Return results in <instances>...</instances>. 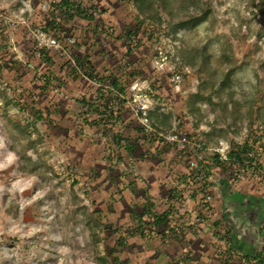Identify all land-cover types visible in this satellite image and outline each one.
Listing matches in <instances>:
<instances>
[{"label": "rangeland", "instance_id": "1", "mask_svg": "<svg viewBox=\"0 0 264 264\" xmlns=\"http://www.w3.org/2000/svg\"><path fill=\"white\" fill-rule=\"evenodd\" d=\"M97 1L100 11L106 12L104 23L110 22L114 31L111 37L95 33L104 40L97 50L96 57L100 58L94 64L95 76L115 62H121V66L127 62L129 67L125 68L130 70L139 64L144 74L126 96L127 107L145 106L153 110L162 105L163 113H173V123L192 135L190 139L201 143L203 133L210 132V128L193 129L194 120L187 115L188 101L203 83L212 91L213 84L230 79L234 95L233 102L228 104L231 119L227 123L232 129L212 138L217 143L214 145H219H213V150L226 153L235 149L233 141L242 147L246 141L251 143L253 152L249 155L251 159L258 156L259 160L247 165L250 168L245 169V175L240 173L236 182L264 186V147H260L261 139L264 141V0H165V3L150 0L152 9L148 11L153 10L150 19L142 15L134 2ZM52 2L36 9L29 0H0V264H205L203 259L208 255V264H264V256L257 255L254 247L249 250L242 246L234 235L230 242L237 248L236 255L219 251L223 257L218 254L220 261L217 258L215 238L210 235L214 227L197 222L201 199H190L193 196L190 177L186 174V184L180 183L178 177L173 178L177 174L171 167L175 163L171 160L178 157H181L179 165L187 167V162L192 165L199 149L160 141L157 136L151 142L152 136L137 124V128L126 131L127 142L136 141L132 139L135 132L140 135L128 154L125 143H121V148L112 143L109 133L103 136L105 130H110L108 127L102 129L97 125L91 131L76 118L75 102L61 100V88L65 87L64 94L69 91L77 94L65 96L73 101L83 97L80 90L85 93L89 86L85 85L86 80L82 84L77 82L78 85L67 80L69 71L61 70L64 64L59 58L54 67L50 66L55 81L46 73L49 67L46 64L43 67L42 61L29 52L33 47L31 24L38 26L39 11L47 8L48 13ZM205 9H209L207 18L194 27L172 33L170 23L180 21L184 15L199 16ZM157 12L160 18L155 16ZM82 27L84 24L79 23L76 28L80 32ZM42 32L37 33L39 38L48 43L53 40ZM130 32L137 33L138 39L132 35L130 42L138 46L126 59L123 37ZM61 45L59 52L67 53ZM105 53L109 55L103 56ZM205 57L207 61L201 69ZM72 65L77 67L78 63ZM114 73L128 81L122 70ZM176 75L179 80L173 79ZM44 77H48L49 86L44 85L45 90H41ZM214 100L219 103L218 97ZM201 108L210 113L211 107ZM49 112H53L52 118L47 116ZM39 113L45 115L43 119ZM250 119L252 126L248 124ZM227 123H221L220 127L226 128ZM150 153L154 156L167 153L172 159H151ZM208 155L215 156L207 152L205 156ZM137 156L145 162L143 167L153 165L154 169L160 161V183L165 186L190 187L184 188L180 203L169 200L174 206L173 213H178L180 225H186L185 231L192 227L197 235L189 236L188 231H183L185 239L174 241L166 238L163 228L155 229L148 217L139 225L137 217L146 215V207L152 202L165 204L164 196L167 198L168 194L159 186V192L154 193L150 176H140L142 166L137 167ZM151 160L154 164H149ZM208 164L206 160L197 172H204L214 184L222 183V178L206 168ZM188 167L181 174H191L193 169ZM251 167H256V174ZM220 168L223 172L230 171ZM236 169L242 170L239 165ZM220 199L219 195L218 204H222ZM220 240L229 243L228 237ZM187 246L194 251L187 252Z\"/></svg>", "mask_w": 264, "mask_h": 264}, {"label": "trees", "instance_id": "2", "mask_svg": "<svg viewBox=\"0 0 264 264\" xmlns=\"http://www.w3.org/2000/svg\"><path fill=\"white\" fill-rule=\"evenodd\" d=\"M48 1V2H47ZM123 2H134L138 8V10L144 15L145 18L150 19L153 17L152 13L148 10L151 8L150 0H118ZM49 3L50 0H30V4L32 6L36 5V9L38 7H42L44 3ZM46 3V4H47ZM165 3V0H164ZM47 9V8H46ZM45 9V11H46ZM152 9V8H151ZM44 9L42 11H39V24L38 26L32 25L31 27L35 32L43 31L46 36L50 38H54L62 42L65 50L67 53L75 60V62L78 63L77 67H74L72 65V62L66 55H61L60 52L49 50V49H39L37 48L36 41L31 37V40L33 41V47L29 48L30 54L34 57V59H38L42 61V66L44 67L45 64L47 65V72L50 77H52L56 81V76L50 71V66L54 67L56 65V58H59L61 60V63L64 64L63 67H61V70L64 71V69L68 70L66 72V75L69 79H77V80H86L87 78H94L96 74V69L94 67L95 62H97V50L101 47V43L104 41L102 37H99L96 32H103L105 35L111 37V32L114 31L112 28L113 25H107L106 20L104 18L105 11H100V4L97 0H53L51 3V9H49V12H45ZM209 9H205L201 15L199 16H193L188 15L183 17L180 21L176 23H170L172 25V33H177L185 28H190L196 26L203 18H207ZM44 14V15H43ZM37 15V14H35ZM156 17L160 18V14L157 12ZM79 23H83L84 27H82V30L77 29ZM140 23H144L143 21H140ZM74 34L76 35V38H74ZM88 35V37H87ZM134 35L136 39L137 33L130 32L129 36L128 34L124 36V40L126 39L125 43L123 44L124 47V53L125 55L123 57H129L130 55L134 54V47L138 46L137 44L132 45L133 43L131 41V37ZM25 36L28 38L27 33H25ZM121 37V36H119ZM118 37V38H119ZM140 44V41L139 43ZM84 50V52H82ZM82 52L83 54L79 53ZM37 53H40V57H37ZM109 55L108 53H105L103 56ZM113 58V57H112ZM207 58L205 57L203 59V63H201L200 68L202 69L204 63H206ZM123 62V61H122ZM121 63V62H120ZM120 63H116L115 65L111 67V69L105 70L102 74L98 75V78L103 83L104 86H107L108 89L105 87L99 88V92L105 96V99H108V94H112L110 90L114 89L117 95L125 94L126 96L133 91L134 84L140 79V77L144 74L143 67L137 64V66L130 70L126 69L129 67L127 62H124L122 66ZM126 67V68H125ZM125 72V74L128 77V81L125 82L124 79H121V77L117 76L116 78H113V74L116 70ZM130 70V72H128ZM102 71V70H100ZM110 72L111 74L109 76H106V73ZM48 77H44L45 84H43L40 88L43 90L45 86L48 85L46 83V80ZM100 83V84H102ZM42 84V83H41ZM134 85V86H133ZM49 86V85H48ZM47 86V88H48ZM133 86V87H132ZM233 84L230 79L220 81L219 83L216 82L213 84L211 90L208 91L207 83H203L199 87V91L195 94H193L187 104V115L192 117L194 120V130H200L201 127H207L210 128V132L203 133L204 136V144L205 148H215L213 147L215 143L212 138L215 136L221 135L222 132H225L227 130L232 129V125L227 123L228 120L231 118L229 117V114H231V110L228 108V104L233 102V95L234 90L232 88ZM105 88V89H104ZM45 90V89H44ZM214 97H218L219 103H216L214 100ZM157 96L155 95V99L157 100ZM125 100V99H124ZM96 101V102H95ZM85 107L84 110L87 109V106L91 104V107L93 108V112L98 116L99 119V127L104 126L108 127L110 130H105L106 132L112 131L111 128L114 123H112V118L116 114L115 111L112 109L107 110L104 108V104H97V100H94V104L91 101H85L83 99L81 101ZM90 102V103H89ZM108 102V101H107ZM127 103V101L125 100ZM88 104V105H87ZM107 104V103H106ZM205 105L208 107H211L210 113H206V111H203L201 106ZM127 106V105H126ZM162 105L156 106L155 109L150 110L148 112V119L154 129H156L160 133H164L166 135L171 134H185L188 138H191L190 134L184 130V128L177 126L176 122L173 123V113H163ZM129 109V108H128ZM237 109V108H235ZM220 110V111H218ZM92 111V109H91ZM86 114H90L89 112H84ZM219 113V114H218ZM39 117L43 119L45 116L43 113H39ZM53 112H49L47 116L52 118ZM213 115L216 116L214 120L211 119ZM237 118H239L238 114H235ZM238 120V119H236ZM227 123V127H220L221 123ZM250 126H252V120L250 119V122L248 123ZM254 137V133L252 134L251 138ZM148 138V137H147ZM156 138L152 136V138L149 139V141H154ZM263 139V138H262ZM261 139L260 141V147H264V141ZM158 140L162 141V139ZM252 141V140H251ZM121 142L118 144L122 148L123 145H121ZM148 142V140H146ZM257 143V142H256ZM176 144V143H175ZM133 144H127L126 150L129 152L132 148ZM233 147L235 149H231V152H229L231 160L229 162L221 161L219 159L218 155H215L212 159L208 156L205 157L208 161V165L206 166L207 169H209L212 173V170L215 167H224L227 169H235L237 165H239L242 170L236 169L239 174H243L246 172V168H250L251 165H254V161H258V156L254 157V159H251V156L249 155L252 150L251 143L248 141L245 142V147H242L241 145H237L234 141L232 142ZM219 146V145H214ZM256 154V153H254ZM254 162V163H252ZM251 163V164H250ZM256 164V163H255ZM250 165V166H247ZM251 169L254 170L253 174H256V167H251ZM245 174V173H244ZM194 185H200L204 189H210V187L214 186V183L209 181L207 178H205L202 182H198L195 179H193ZM205 193V192H204ZM205 201L201 203V206L203 209H206L207 211H211L212 207L209 202L206 201V198L204 197ZM167 210L166 208L158 209V216L152 215V209L146 208V215L148 218H150V221H153V225L155 226V229L163 228L165 229L167 224ZM144 216L142 218L137 217V220L140 221L139 225L143 223ZM150 223V222H149ZM142 227V226H139ZM145 229L142 228V231ZM154 234V233H153Z\"/></svg>", "mask_w": 264, "mask_h": 264}, {"label": "crops", "instance_id": "3", "mask_svg": "<svg viewBox=\"0 0 264 264\" xmlns=\"http://www.w3.org/2000/svg\"><path fill=\"white\" fill-rule=\"evenodd\" d=\"M97 54V53H94ZM96 57V56H95ZM38 60V59H37ZM98 60V58H97ZM110 60V57L107 59V61ZM105 64V63H104ZM105 70L111 69V66L106 65ZM102 70V69H99ZM116 70V69H114ZM103 71V70H102ZM102 74V73H101ZM111 73L108 72L106 74V76H109ZM114 76L113 78H116L117 76H119V73H112ZM96 75V74H95ZM98 78V76H95L94 78H89L86 79L85 85L89 86V89H87L88 91H86L85 93L83 92V90L81 89V95L83 97H79V99H73V101L69 100V97L65 96L67 94H70L71 91H69L68 93L64 94L65 87L61 88L62 93L59 95L61 96V100L63 102H75V104L73 105L74 108L73 110H75V112L77 113L78 116H76V118H79L82 122V124L84 126H86L87 128H90L91 131H93L97 125L99 126V119L98 116L93 112V108L91 107V104L87 106V109L84 110L83 108L85 107V105L81 102L83 99H85V101H91L93 102V104L96 102H94V100H97V104H104V108H106L107 110L112 109L113 111H115V115L112 118V129L116 128L117 131L116 132H105V134L103 135L104 137L107 136V134L109 133V136L112 137V143L113 144H119L121 142V140H123L122 143H125V145L127 144H136L137 139L140 138V135L135 132L132 135V139H135L136 141H126V135L128 130H133L132 128H137V124H140L139 120L136 118H134L132 112L130 111V109H128V107L126 106V102L125 100L126 95L124 97L123 94L121 95H117V93L115 92L114 89L110 90V92H112V94H108V99H105V96L102 95L99 92V88L105 87L106 89L107 86H104L103 83L101 82L100 79H96ZM66 80V78H64ZM67 80H71L72 82H75L73 85H78L77 82H80L82 84L81 80H77V79H67ZM63 81V80H62ZM102 83V84H100ZM66 85V84H64ZM84 85V84H83ZM104 88V89H105ZM72 89V88H71ZM91 89H96V91L93 92V90ZM84 93V94H83ZM72 97H76L77 94H70ZM65 98V99H64ZM125 99V100H124ZM108 101V102H107ZM107 103V104H106ZM50 107V105H49ZM48 107V109H49ZM57 108V107H56ZM62 108V107H61ZM72 109V108H71ZM92 109V111H91ZM90 114H86L84 112H89ZM73 113V112H72ZM80 113V114H79ZM95 115V116H93ZM68 120H73L72 118H68ZM75 126V123H73ZM141 125V124H140ZM102 129L105 128L104 126H101ZM141 129H143V127L141 126ZM125 132V133H124ZM124 133V134H123ZM142 141V140H141ZM144 141V140H143ZM125 149V148H124ZM122 150V149H121ZM128 154H131V152H129ZM151 154V153H150ZM161 155L156 154L155 156L152 155L151 159H156L162 161V158H167L168 160L172 159V158H168V154L167 153H160ZM167 154V155H166ZM171 154V153H170ZM146 154L143 153L142 156L144 157ZM139 156V154H138ZM136 157L135 161H139V165L137 166L138 168L142 166L141 170L142 173H140V176L145 175V176H150V179L153 180L152 185H155L153 187L154 189V193L159 192V187L161 190H165V192H167L168 197L165 198L164 196V200H166L165 204L163 205H156L155 203H151V206H147V209H152L153 213L152 215L154 216H158V212L157 210L161 207V208H166L167 210V224L165 227V236L167 239H172L174 241H179L180 237L185 239V233H183L181 235V233L183 231H185L184 228H186V225H180V220L178 217V213L177 211L173 213L174 206H171L170 204V200L169 198H171L173 200V202H179L181 201V196L185 194V190H188L191 187L192 190V198L190 197L191 200L196 201V199H201L199 201V205H201V203L203 201H205L204 197L206 198V201H208L210 204V206L212 207L211 211H207L206 209H203L200 206V211L198 214V219L197 222L199 225H209L211 224V226H213L214 228L212 230V232L210 233L211 237L215 238V240L213 241L214 243V248L216 250L217 255L219 254V251L221 253H224L227 251L230 253H233L234 255H236V247L232 246V241L230 242V240H233V237L231 235H234L237 240L241 241V245L244 246L245 248L252 250L256 249V253L257 255H260L263 257L264 256V186L260 185V184H243V183H238L239 182V173L233 169H230L229 172H223V170H221V168L215 167L212 172L213 174H217L218 178H222L221 181L222 183H216L214 184L213 187H210V189H204L202 188L200 185H194L193 184V173H183L181 174V171L184 170L185 168H187L188 166H190V162H187V167L183 166L182 164H180L181 162V157H178L179 159H172V162H175L174 164H171V167L174 168V172H176V176L178 177L180 183H185L188 179L187 176H189V181L191 182V186H187V185H181V187H176L175 185H167L165 186V184L163 182L160 183V175L159 173L161 171H159V164L160 161H157L154 169H153V165L151 167H143L145 166L143 162V159H141L140 157ZM178 156V155H177ZM209 158H213L212 156H209ZM132 162V159H129ZM148 162V161H146ZM186 162H184L185 164ZM149 164H154V161L149 163ZM181 170H177V169ZM189 169H191V167H188ZM188 170V169H187ZM159 171V172H157ZM220 172H222L224 175H220ZM148 173H150L148 175ZM142 174V175H141ZM167 174V173H166ZM165 174V175H166ZM178 174L180 176H178ZM187 174V176H186ZM226 174H229L228 176H226ZM191 175V176H190ZM245 175V174H242ZM240 175V176H242ZM137 176V175H136ZM165 177H168V175H166ZM225 177H230L231 179L228 181H225L224 178ZM236 178V179H235ZM147 179V178H146ZM148 180V179H147ZM238 181V182H236ZM220 182V180H219ZM186 184V183H185ZM152 185H150L148 188L149 190H151L150 188L152 187ZM159 186V187H158ZM196 187V189H195ZM181 188H183L181 190ZM216 191V193H215ZM205 192V193H204ZM219 195L222 197V199H220L222 201V204H218L217 200L219 198ZM182 202L184 203V201L182 200ZM164 205H166V207H163ZM145 208V207H144ZM160 208V209H161ZM171 208V209H169ZM176 210V209H175ZM148 216H144V218H147ZM150 219V218H149ZM148 219V220H149ZM145 220V219H144ZM200 222L202 224H200ZM225 228L226 231L224 230ZM160 229V228H159ZM162 229V227H161ZM163 230V229H162ZM187 232V235L192 236V235H197L196 232L194 231V229H192V227H189ZM185 231V232H186ZM216 232V233H214ZM224 233L227 234L226 236H221V234ZM194 233V234H193ZM159 236V235H157ZM224 237H228V242L225 241H221L220 239L224 238ZM199 239H205L201 236H199ZM171 240V241H172ZM227 240V239H226ZM168 241V240H167ZM165 241V242H167ZM212 243V244H213ZM203 244V243H202ZM185 249L188 252V249H190V252L192 253V248H190L189 246L185 247ZM214 250V251H215ZM230 250V251H229ZM161 251V250H160ZM211 251V249L209 250ZM224 251V252H222ZM192 254H190L191 256ZM207 255V254H206ZM220 255V254H219ZM218 255V259L220 258ZM221 257H223L222 255H220ZM209 255L203 259L205 264H208L210 262V260L208 259ZM261 257V258H262ZM259 260V259H258ZM220 261V259H219ZM222 262V261H221ZM263 262V261H260ZM254 263H257L256 261H254Z\"/></svg>", "mask_w": 264, "mask_h": 264}, {"label": "built area", "instance_id": "4", "mask_svg": "<svg viewBox=\"0 0 264 264\" xmlns=\"http://www.w3.org/2000/svg\"><path fill=\"white\" fill-rule=\"evenodd\" d=\"M30 1V0H29ZM38 32H35V31H31V35H32V38L36 41L37 43V48L39 49H49V50H52V48L59 52V49L62 47L61 43L57 40V39H54V38H50V39H53L51 42H45V39H43L42 37L39 38V36H37ZM43 33V32H42ZM44 36H46V34H42ZM46 38H48V36H46ZM63 48V47H62ZM61 55H66L71 62L75 63L74 59L68 54V53H62L60 52ZM37 57L39 58L40 57V53H37ZM179 75H176L173 77V79L175 78H178L179 80ZM135 91V89H134ZM135 100V99H134ZM133 99L130 100V101H134ZM130 104H128L129 106ZM130 109V111L133 113V115L135 117H137V119L139 120L141 126L143 127L145 133L153 136L156 138V136L159 138V139H164V140H168L170 143H179V144H183V145H188L189 147H193V148H197L199 149V154H197L194 158V162L192 163L191 165V169H193V179H195L196 181H199V182H202L205 178H206V175H203V173H200V172H197V168L199 169L203 163H205V155L207 152H209L210 154H214V155H218L219 156V159L221 161H226V162H229L231 160L230 158V155H229V151L226 152V153H222V152H219L217 149L213 150L214 148H205L204 147V144H202L201 142H196L195 140H192L190 138H188L185 134H171V135H166L164 133H160L158 132L156 129H154L147 117L148 115V112L150 111V109L148 107H145V106H141V107H133L130 105V107H128ZM186 146V147H188Z\"/></svg>", "mask_w": 264, "mask_h": 264}]
</instances>
